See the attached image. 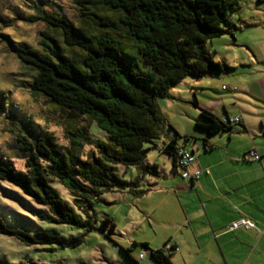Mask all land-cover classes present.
<instances>
[{"label": "trees", "instance_id": "obj_1", "mask_svg": "<svg viewBox=\"0 0 264 264\" xmlns=\"http://www.w3.org/2000/svg\"><path fill=\"white\" fill-rule=\"evenodd\" d=\"M73 1L76 23L59 11L42 8L40 1L34 5L25 22H41L49 32L40 34L44 38L40 50L6 39L26 72L24 87L66 116L68 146H58L30 121L14 122L8 113L16 126L14 147L25 171H17L0 148V182L14 185L43 207L34 214L37 219L85 231L66 242L52 232L31 234L10 227L0 215V235L25 246L77 248L93 230L111 240L115 224L105 216L97 229L92 222L94 204L107 193L128 192L141 198L150 191L144 188L145 180L161 174L156 165L146 163L150 151L146 144L159 150L166 128L172 140L162 143L160 152L179 168L176 144L188 137H181L169 124L159 100H173L172 90L188 79L233 70L215 61L207 45L224 35L235 38L231 15L239 10L240 0ZM199 118L204 123L197 127L207 135L228 132L232 124L204 109ZM81 121L84 125L79 126ZM93 124L107 134L106 141L88 134ZM55 183L70 191L78 211L62 199ZM165 246L152 251L141 245L158 264H172L164 252L174 248ZM120 251L136 263L130 250ZM0 264L9 263L0 259Z\"/></svg>", "mask_w": 264, "mask_h": 264}, {"label": "rangeland", "instance_id": "obj_2", "mask_svg": "<svg viewBox=\"0 0 264 264\" xmlns=\"http://www.w3.org/2000/svg\"><path fill=\"white\" fill-rule=\"evenodd\" d=\"M38 1L41 2L42 8L59 11L74 23L77 22L78 17L77 6L73 0H0V105L2 106V109L0 108V148L5 158L13 164L17 171L21 172L25 171L24 160L17 157L18 154L14 147L16 126L7 116L8 113L15 118L14 122L30 121L39 131L49 135L58 146H68L65 134L66 116L47 103L43 97L32 95L28 88L24 87L26 72L6 44V39H9L16 44L22 43L40 50V44L44 40L40 34L49 33L46 26L41 22L35 24L25 22L27 17L33 15L34 5ZM257 18H260V21ZM231 19L237 27L235 38L224 35L211 40L207 48L212 58L218 62L225 60L232 64L233 59L243 61L241 63H248V56L252 57V53L257 57H263L264 0H240L239 10L231 15ZM254 23L259 26H251ZM253 62L250 64V68L254 69L258 65L255 59ZM237 79L239 76L232 77L230 75L220 81L202 79L203 83L212 82L219 94L210 89L195 88L190 95L182 94L181 98H173L172 101L159 100V107L175 130V127H179L192 132V115L195 108L191 102L186 100L194 99L193 92L197 102L201 103H210L217 98L231 97L228 91L221 90L222 85L231 87L230 84ZM188 80V84L193 82L191 79ZM180 89L188 88L183 86ZM235 90L236 88L233 87L232 91ZM173 91L175 90H172V95ZM78 125H84V122L81 121ZM166 133H170L169 128H166ZM88 134L94 139L102 141L107 139V134L95 124L89 129ZM146 147L150 148L146 163L157 165L160 171L167 170L163 159L167 156L161 155V152L152 144H146ZM169 171L170 169H168ZM116 173L123 179L124 174L121 169L117 168ZM163 173L166 175V172ZM164 175H161V179L157 180L160 181L164 189H169L166 184L172 180H181L179 177L168 176L169 174ZM151 180L155 181V179L147 178L144 184V188L150 191L153 190V187L157 188L155 184H152L153 182L151 183ZM53 185L62 199L70 204L75 211H78L70 191L59 183ZM166 204H170V209L166 208ZM171 204L172 197L167 193L153 194L139 200H134L124 193L121 195L107 193L103 195L102 202L94 204L96 218L92 222L97 229H100V221L105 216H110L116 226L111 240H107L103 234L93 230L86 234L82 246L63 248L57 244L25 246L14 238L0 235V259L9 264H118L121 258V249L134 248V251L138 252L141 248L139 245L144 242L149 243L153 249L164 248L163 239L166 232L171 229L176 220L181 218L179 214H175ZM43 210H45L43 207L25 196L14 185L0 182V215L10 227L22 229L31 234L40 230L52 232L64 238L66 242L85 232L83 229L75 227L50 225L37 219L34 214Z\"/></svg>", "mask_w": 264, "mask_h": 264}, {"label": "crops", "instance_id": "obj_3", "mask_svg": "<svg viewBox=\"0 0 264 264\" xmlns=\"http://www.w3.org/2000/svg\"><path fill=\"white\" fill-rule=\"evenodd\" d=\"M257 20L260 21V18ZM251 26L259 25L254 23ZM253 59L258 65L254 69L250 68V64L254 63ZM241 62L243 61L233 59L230 64L223 60L222 63L232 66V71L203 78L220 81L225 76H239V79L230 84L231 87L222 85L221 90L228 91L231 97L198 103L193 92L194 99L186 100L195 108L192 132L179 127H175L177 131L174 129L181 137H188L187 141H177L176 146L195 156L188 171H201L199 179H184L181 169L174 168L172 159L163 157L167 170L160 171L156 165L160 174L164 175L163 172H166L164 176L169 174L168 176L179 177L181 180H172L166 184L169 189H164L160 181H157L161 177L151 180L157 188L153 187V190L143 196L163 193L171 195V207L181 217L173 223L163 239L164 246L177 248L164 252L172 264H264V56L257 57L252 53V57L248 56V63ZM201 80H191L193 82L189 84L186 80V83L183 82L174 89L176 92L173 91V97L178 99L182 94L190 95L195 88L210 89L219 94L212 82L203 83ZM183 86L188 89H180ZM233 87L236 88L235 91H232ZM202 109L221 121L228 119L231 122L240 118L241 122L232 123L228 132L207 135L197 127V124L204 123L199 118ZM170 140L172 136L168 133L159 144V151L161 144ZM251 151L256 152L260 159H251ZM114 193H124L134 200L143 198H134L128 192ZM169 207L170 204H166V208L170 209ZM239 220H248L254 227L227 232L228 227ZM143 244L148 246V250H163L153 249L147 242ZM126 249L130 250L136 263L119 252L121 258L118 264H158L150 251L147 252L142 247L138 252L134 248ZM144 251L145 256L140 259L139 256Z\"/></svg>", "mask_w": 264, "mask_h": 264}, {"label": "built area", "instance_id": "obj_4", "mask_svg": "<svg viewBox=\"0 0 264 264\" xmlns=\"http://www.w3.org/2000/svg\"><path fill=\"white\" fill-rule=\"evenodd\" d=\"M231 122L234 123V124H240L241 119L240 118H235ZM179 156H180L179 168L181 169L182 177L184 179H189L191 181L198 180L200 175L202 174L201 171H195L194 173H190L188 171V168L190 167V165L193 164L194 161H195V156L193 154L189 153L188 151L183 150V149H179ZM249 156L253 160H259L260 159V156L254 151L249 152ZM253 227L254 226H253V224L250 221H248V220H239V221H237L235 223H232L228 227L227 232H232V231H234V230H236L238 228L251 229ZM169 248H170V246H168V245L165 246V249H169ZM175 250H177V248ZM144 256H145V251H144V253L140 254L139 258L143 259Z\"/></svg>", "mask_w": 264, "mask_h": 264}]
</instances>
